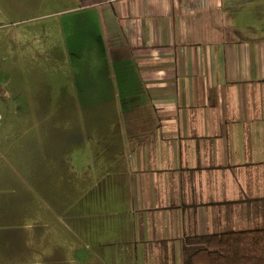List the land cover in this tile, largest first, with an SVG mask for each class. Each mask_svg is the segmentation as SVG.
Masks as SVG:
<instances>
[{"label": "crops", "instance_id": "obj_1", "mask_svg": "<svg viewBox=\"0 0 264 264\" xmlns=\"http://www.w3.org/2000/svg\"><path fill=\"white\" fill-rule=\"evenodd\" d=\"M0 1L21 8L10 36L40 72L36 93L21 97L37 104L33 144L47 150L77 120L78 148L98 162L97 197L115 202L108 221L138 260L181 264L200 235L264 227V0ZM85 75L96 82L88 91ZM90 92L110 109H66ZM15 231L0 214V264L87 263L73 242L34 234L23 256Z\"/></svg>", "mask_w": 264, "mask_h": 264}, {"label": "rangeland", "instance_id": "obj_2", "mask_svg": "<svg viewBox=\"0 0 264 264\" xmlns=\"http://www.w3.org/2000/svg\"><path fill=\"white\" fill-rule=\"evenodd\" d=\"M20 10L13 4L4 6L0 1V214L7 219V224L9 219L14 220L23 256L31 255L30 240L34 234L42 240L73 242L72 249L76 250L71 253L87 256L86 264L95 261L91 255L103 257L102 264H145L138 260L140 248L135 243L131 245L123 241L124 236L118 233L115 222L110 224L108 221L115 202L108 195L103 199L97 197L99 188L94 186L93 180L98 162L94 158L95 152L79 150L77 120L71 118L70 126L66 124L63 128L64 134L55 133L47 150L38 142V146L33 144L37 135H31L29 128L35 129L39 124L35 118L37 104H32L30 100L21 103V97L36 93V74L40 72L31 70L33 63H23L14 49V40L10 35L15 33L14 27L20 28V23L16 21L24 16ZM6 23L12 26L6 28ZM6 30L7 33H4ZM80 65L79 59L71 56L69 68L74 74L81 75L78 70ZM46 73L48 80L59 75L54 71ZM84 81L87 91L96 83L89 75H85ZM84 81L79 80L81 86ZM105 87L109 89L107 85ZM87 95L86 101L81 104H65L66 109L75 115L83 107L86 112L110 109L111 104L100 103L94 92ZM107 97L113 101V92L107 93ZM126 105L123 103V106ZM58 121L53 119L46 123L54 132L61 129ZM44 137L39 136L40 139ZM91 141L90 145L94 147V138ZM40 221L47 223L48 227L38 226ZM137 232H134L135 240L140 238ZM54 244L56 254L60 245ZM114 250L118 252L113 254ZM113 257L118 260L114 261ZM128 258L133 261L126 262Z\"/></svg>", "mask_w": 264, "mask_h": 264}, {"label": "trees", "instance_id": "obj_3", "mask_svg": "<svg viewBox=\"0 0 264 264\" xmlns=\"http://www.w3.org/2000/svg\"><path fill=\"white\" fill-rule=\"evenodd\" d=\"M181 264H264V227L200 235Z\"/></svg>", "mask_w": 264, "mask_h": 264}]
</instances>
